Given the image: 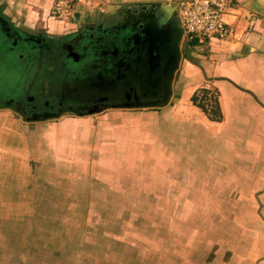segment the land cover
Wrapping results in <instances>:
<instances>
[{
  "label": "rangeland",
  "instance_id": "1",
  "mask_svg": "<svg viewBox=\"0 0 264 264\" xmlns=\"http://www.w3.org/2000/svg\"><path fill=\"white\" fill-rule=\"evenodd\" d=\"M206 52L204 44L186 46L165 108L29 121L2 105L0 241H25L31 227L47 228L45 241L62 243L44 242L47 264H67L71 256L70 264H264L262 200L225 199L230 183L218 181L219 167L203 166L193 150V181L184 178L183 129L171 124V111ZM21 74L19 65L0 69V84L19 86ZM71 98L52 97L86 102ZM200 173L211 176L206 194Z\"/></svg>",
  "mask_w": 264,
  "mask_h": 264
},
{
  "label": "crops",
  "instance_id": "2",
  "mask_svg": "<svg viewBox=\"0 0 264 264\" xmlns=\"http://www.w3.org/2000/svg\"><path fill=\"white\" fill-rule=\"evenodd\" d=\"M54 2L0 0V22L20 34L55 38L104 25L108 16L128 4L176 3L177 0H81L68 23L52 16ZM257 2L264 7V0ZM252 5L253 0H237L225 17L230 37L204 44L207 52L201 55L199 72H193L194 76L187 74L179 102L171 111V124L183 129L185 180L193 181L189 178L193 171L187 164L193 150L194 158L204 161L203 166L206 163V167H219L215 175L218 181L225 185L230 183L225 199L258 196L264 208V14L253 11ZM197 90H207L215 97L217 119L192 104L191 98ZM182 108L186 112H180ZM199 176L200 192L206 194L208 189L204 186L211 176L205 175V180L204 175ZM231 192L234 195L229 196ZM24 211L26 216L32 214L30 210ZM48 230L31 227L27 231L34 235L27 236L25 241L14 235L5 236L6 241H0V264H47L40 253L44 242H51L55 247L62 244L60 239L59 242L58 239L45 241L41 232ZM70 261L72 256L67 264ZM75 263L77 260H73Z\"/></svg>",
  "mask_w": 264,
  "mask_h": 264
},
{
  "label": "flooded vegetation",
  "instance_id": "3",
  "mask_svg": "<svg viewBox=\"0 0 264 264\" xmlns=\"http://www.w3.org/2000/svg\"><path fill=\"white\" fill-rule=\"evenodd\" d=\"M131 5L141 10L143 4L125 5L108 16L104 25L55 38L36 35L29 39L27 34H20L0 22V69L10 70L14 64L19 65L22 73L19 86L10 88L0 84V108L2 105L14 107L26 119L48 120L65 113L83 116L87 109L125 101L119 84L114 88L119 92L106 93V90L119 62L129 57L126 54L130 28L126 21L136 15ZM183 54L187 55L185 51L182 57ZM54 96L62 101L72 96L75 101L86 102L66 105L54 101Z\"/></svg>",
  "mask_w": 264,
  "mask_h": 264
},
{
  "label": "water",
  "instance_id": "4",
  "mask_svg": "<svg viewBox=\"0 0 264 264\" xmlns=\"http://www.w3.org/2000/svg\"><path fill=\"white\" fill-rule=\"evenodd\" d=\"M131 8L136 15L126 21L130 28L126 54L129 57L119 62L120 66L113 72L114 78L106 90V93H114L119 84L125 101H112L87 109L86 115L106 109H161L171 102L174 77L180 66L182 51L189 43L180 24L178 6L176 3L154 2L143 4L141 10H137L140 8L137 5H131ZM252 10L264 14V7L257 0H253ZM26 37L32 39L36 36ZM102 100L107 101V98Z\"/></svg>",
  "mask_w": 264,
  "mask_h": 264
},
{
  "label": "built area",
  "instance_id": "5",
  "mask_svg": "<svg viewBox=\"0 0 264 264\" xmlns=\"http://www.w3.org/2000/svg\"><path fill=\"white\" fill-rule=\"evenodd\" d=\"M81 0H55L52 16L70 22ZM237 0H177L178 14L184 36L201 44L211 40H227L231 31L225 17Z\"/></svg>",
  "mask_w": 264,
  "mask_h": 264
},
{
  "label": "trees",
  "instance_id": "6",
  "mask_svg": "<svg viewBox=\"0 0 264 264\" xmlns=\"http://www.w3.org/2000/svg\"><path fill=\"white\" fill-rule=\"evenodd\" d=\"M198 44L200 45L201 43L196 39L189 40V43H188L189 46H195ZM200 92L202 93V96L200 97V99L198 98L196 94H194V96L191 98L192 104L197 106L199 109H201L202 112L210 116L212 119L214 120L217 119L216 99H213L212 101L208 102L207 96H208V93L210 92L207 90H200Z\"/></svg>",
  "mask_w": 264,
  "mask_h": 264
}]
</instances>
